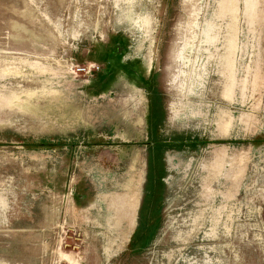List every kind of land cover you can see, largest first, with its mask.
Listing matches in <instances>:
<instances>
[{
    "label": "rangeland",
    "instance_id": "374dc122",
    "mask_svg": "<svg viewBox=\"0 0 264 264\" xmlns=\"http://www.w3.org/2000/svg\"><path fill=\"white\" fill-rule=\"evenodd\" d=\"M0 264H264V0H0Z\"/></svg>",
    "mask_w": 264,
    "mask_h": 264
},
{
    "label": "flooded vegetation",
    "instance_id": "af4514ba",
    "mask_svg": "<svg viewBox=\"0 0 264 264\" xmlns=\"http://www.w3.org/2000/svg\"><path fill=\"white\" fill-rule=\"evenodd\" d=\"M140 210H142V208H140ZM140 213V212H139Z\"/></svg>",
    "mask_w": 264,
    "mask_h": 264
}]
</instances>
